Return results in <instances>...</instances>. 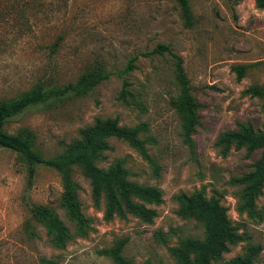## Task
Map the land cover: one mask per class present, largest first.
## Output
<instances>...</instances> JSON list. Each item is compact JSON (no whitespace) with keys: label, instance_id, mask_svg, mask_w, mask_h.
Returning a JSON list of instances; mask_svg holds the SVG:
<instances>
[{"label":"rangeland","instance_id":"rangeland-1","mask_svg":"<svg viewBox=\"0 0 264 264\" xmlns=\"http://www.w3.org/2000/svg\"><path fill=\"white\" fill-rule=\"evenodd\" d=\"M189 1L190 26L177 0H0V100L39 82L48 87L75 82L98 62L111 72L90 93L31 106L10 118L6 129L31 128L42 155L52 157L98 118H118L123 126L141 128L151 158L111 137L113 148L99 166L124 159L130 179L163 192L160 204H147L157 211L152 222L132 213L108 219L106 198L95 205L90 180L77 169L82 212L90 219L87 235H79L61 206V174L38 165L30 180L23 157L0 146V264H41L42 257L57 264H116L106 250L124 237L123 254L130 264H179L172 249L184 238H204L205 229L178 214L176 196L199 189L228 207L243 236L213 264L254 247L260 251L253 264H264V188L252 215L240 208L244 186L233 182L253 169L262 150L248 154L246 148L232 146L224 152L219 144L224 132L241 123L264 131V95L244 93L252 85H264V9L256 0ZM159 44L183 58L200 104L192 144L172 104L179 93L174 59L169 52H154ZM132 58L135 68L126 72ZM238 65L246 68L242 79L233 70ZM125 79L135 94L128 103L120 98ZM41 205L54 207L71 229L73 238L65 246H58L34 216Z\"/></svg>","mask_w":264,"mask_h":264},{"label":"trees","instance_id":"trees-1","mask_svg":"<svg viewBox=\"0 0 264 264\" xmlns=\"http://www.w3.org/2000/svg\"><path fill=\"white\" fill-rule=\"evenodd\" d=\"M187 25L194 23V16L189 0H177ZM258 7L264 9V0H256ZM57 45V43L55 44ZM156 53L169 52L175 64V76L179 93L172 98V104L183 118V128L186 140L192 144V134L200 124L197 99L191 91L190 79L184 68L183 58L173 52L169 46L159 44ZM135 58L129 61L126 72L135 68ZM238 79H242L246 71L244 66H233ZM111 72L102 62L90 66L75 82L61 86H46L39 82L31 90L21 95L0 100V146L17 151L29 166V179L36 174L38 165H46L56 169L63 182L61 206L67 216L76 224L79 235H87L90 219L82 212V202L79 196L80 185L75 179L78 169L90 180L92 197L99 206L103 197L106 198L105 216L112 219L115 215L126 217L132 213L146 222H152L157 216L154 208L147 204H160L163 192L157 186L146 185L130 179L131 171L124 159H117L107 167L99 166L106 157V152L113 147L109 143L111 137L123 139L131 143L145 157L151 158L146 146V140L140 136V127H128L119 123L118 118H98L93 124L80 130V137L67 144L64 149L52 157H44L36 145V134L29 127H22L16 133L6 129L10 118L21 114L31 106L47 103L51 100L65 97L69 94L86 95L103 80L108 79ZM130 82L125 79L120 98L129 102L135 98ZM244 93L253 96L264 95V85H252ZM219 144L224 152L232 146L246 148L248 154L261 149V157L253 164V169L234 178L233 182L244 186L242 192L241 210L249 214L256 213V200L264 188V131L257 130L251 122L241 123L238 128L224 132L219 138ZM136 198L142 200L137 201ZM179 202L178 214L184 219H194L205 229V237H187L172 249L179 264H213L219 262L223 255L231 250V245L243 239V236L233 225L228 207L221 203L218 197H207L202 189L193 193L181 192L176 196ZM34 216L53 236L58 246H65L73 238L71 229L60 218L56 209L49 205L35 208ZM128 238L124 237L107 253L113 256L116 264H130L123 254ZM260 247H254L245 255H238L221 264H253L259 254ZM41 264H57V260L42 257Z\"/></svg>","mask_w":264,"mask_h":264}]
</instances>
